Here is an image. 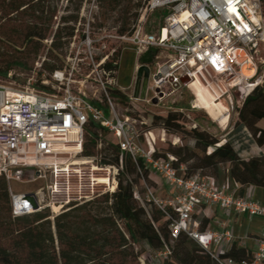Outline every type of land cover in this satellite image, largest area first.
I'll return each mask as SVG.
<instances>
[{"label":"built area","instance_id":"1","mask_svg":"<svg viewBox=\"0 0 264 264\" xmlns=\"http://www.w3.org/2000/svg\"><path fill=\"white\" fill-rule=\"evenodd\" d=\"M159 9L162 24L157 32H149L145 27L146 15ZM139 22L128 37L137 55L150 48L158 52L152 63L145 64L150 69L146 97L134 96L135 79L133 91L128 95L130 101L153 103L156 98L161 102L180 87L198 83L203 84L218 103L227 97L237 113L238 107L257 87L264 89V56L261 57L264 13L260 0H149ZM118 65L117 60L104 56L93 63L91 74L94 77L85 75L76 90L71 86L72 76L61 71L41 80L43 85L52 87L50 90L37 86L17 89L0 84V177H5L9 183L13 180L44 182L37 190L18 193L9 184L12 215L18 217L46 208L56 215L72 201L83 202L97 193H113L118 186L119 172H125L126 158L130 157L140 175L142 162L162 178L168 200L154 197L147 183L146 197L162 210L170 206L176 211L178 216L170 225L172 238H177L181 232L188 234L212 252L220 264H264V225L255 241L253 259L236 262L219 258L230 249L234 232L224 223L221 230H201L199 221L193 217L199 207L206 205L216 206L227 215L236 212L264 219V201L252 191L239 195L230 182L218 183L200 172L185 176L180 172L185 169L184 165L178 169L172 159L154 157V145L149 142L150 149L145 147L147 133L138 129L137 117L121 114L117 109L112 90L118 85ZM91 78L94 90L87 93L82 84ZM183 78L187 79L186 83ZM149 91L154 95L152 99L148 98ZM236 91L240 93L237 105L234 102ZM192 107H196V103ZM90 123L98 127V134L88 133ZM145 124L146 121H140V125ZM104 131L118 143V165L105 163ZM88 140L95 145L96 153L92 156L84 155ZM76 159L87 163L76 164ZM95 167L109 169L107 188H95ZM70 169L80 173H71ZM134 190L142 200L137 185ZM170 253L166 246L157 255L165 258Z\"/></svg>","mask_w":264,"mask_h":264},{"label":"trees","instance_id":"2","mask_svg":"<svg viewBox=\"0 0 264 264\" xmlns=\"http://www.w3.org/2000/svg\"><path fill=\"white\" fill-rule=\"evenodd\" d=\"M46 0H16L13 8L21 16H30L35 22L24 25L27 39L44 40L52 30L49 22L56 15V3L46 5ZM264 7V0H260ZM264 13V10H263ZM48 19V20H47ZM40 20V21H38ZM44 20V21H43ZM71 32L70 34H72ZM158 50L150 48L140 55L142 64L154 61ZM118 55V53L116 54ZM110 64V62H107ZM7 68L3 75L8 74ZM42 89L49 86L40 81L34 84ZM112 93L121 102L130 104L128 96L119 89ZM131 114V113H130ZM236 126L246 128L254 142L264 146V89L257 87L238 107ZM156 122L167 130L185 133L192 138L193 145L170 146L164 153L154 148L153 156L172 159L176 168L185 166V176L200 172L213 177L218 183L230 182L244 187L254 185L264 188V153L241 156L229 138L221 141L206 130L190 125L183 111H169L167 115L154 114ZM88 133L98 134V127L90 123ZM111 135L104 131L103 149L105 163L119 164V146L116 140L107 141ZM108 150L112 153L108 154ZM96 153L92 140L86 142L84 155ZM142 175L128 157L125 172H119L118 186L113 193H97L88 201H72L67 208L52 215L47 209L14 217L7 179L0 177V204L6 203L8 216L0 220L4 239L0 241L1 264H152L147 247L157 252L170 248V255L162 258L161 264H220L212 252L199 245L188 234L181 232L171 237L170 225L177 218L176 211L166 206L159 208L153 200L135 195L134 185L139 194L146 193L145 183L151 186L154 171L140 162ZM108 168H98L94 173L95 188L110 185ZM157 174V173H156ZM153 184V183H152ZM210 206H201L193 214L199 221V229L205 230L215 212L206 213ZM202 209V211L200 210ZM200 211V213H199ZM53 216V218L51 217ZM5 240V241H4ZM142 243L146 246L143 248ZM221 260L236 262L251 261L253 249L233 242L230 249L219 255Z\"/></svg>","mask_w":264,"mask_h":264},{"label":"rangeland","instance_id":"3","mask_svg":"<svg viewBox=\"0 0 264 264\" xmlns=\"http://www.w3.org/2000/svg\"><path fill=\"white\" fill-rule=\"evenodd\" d=\"M149 0H46L44 3L50 5L56 3L58 10L56 15L49 21L52 30L46 39H27L24 25L35 22L30 16H21L13 8L16 0H0V84L8 85L17 89L35 86L42 79L50 78L55 71L64 72L72 76L71 86L76 90L81 86L80 81L85 75L91 74L93 63L99 61L106 55L111 60L118 61L117 89L127 96L133 91L136 79V67L141 66L140 56L137 55L134 45L128 37L140 25ZM264 10V7H262ZM48 20V19H47ZM40 21V20H38ZM44 21V20H43ZM146 29L149 32H157L162 24V10L146 15ZM73 32L72 34H70ZM262 51L261 57L264 56ZM118 53V55H116ZM162 60H166L163 56ZM9 69L5 76L3 72ZM262 72V71H261ZM153 69L150 81L154 79ZM260 74V73H259ZM92 78L86 84H82L87 93H92ZM51 89L52 87L49 86ZM203 84L196 83L194 86H182L172 92L161 102L145 103L141 101H130V104L121 102L115 97L117 109L121 114L131 113L137 117L138 129L147 133L144 145L150 149L151 142L161 153L174 145H193L192 138L182 132L167 130L156 122H152L154 114L167 115L169 111L178 110L187 114L190 125H196L201 130L210 132L215 137L224 141L231 139L235 149L241 156H254L262 153L254 142L249 131L244 127L236 126L237 113L233 111L227 97L218 103L210 93L205 92ZM208 90V89H207ZM197 94V96H196ZM153 93L148 92V98H153ZM199 97L203 104L212 103L206 109L192 107ZM240 93L235 92L234 102L238 103ZM220 102V101H219ZM220 104L225 107L226 118H220ZM227 107L230 109L228 112ZM227 112V113H226ZM140 121L146 124L140 125ZM107 141L114 140L112 135L106 136ZM107 144H105V147ZM112 153L111 150L107 151ZM85 162L86 161H79ZM184 174V170H180ZM156 174V173H155ZM155 176V175H154ZM151 183L154 197L163 201L168 200L169 194L161 177ZM155 181V180H153ZM153 183V184H152ZM14 192H31L44 185L43 181L35 183H20L11 181ZM148 193L141 192L143 199ZM64 199V197H61ZM47 211L51 213L49 208ZM44 210V209H43ZM52 214V213H51ZM8 208L6 203L0 204V220H6ZM4 232L0 230V241L4 239ZM5 241V240H4ZM143 248L146 244L142 243ZM147 253L152 255V264H161L163 257H156V250L146 248ZM1 264V263H0ZM129 264V263H127ZM143 264V262H142Z\"/></svg>","mask_w":264,"mask_h":264},{"label":"crops","instance_id":"4","mask_svg":"<svg viewBox=\"0 0 264 264\" xmlns=\"http://www.w3.org/2000/svg\"><path fill=\"white\" fill-rule=\"evenodd\" d=\"M196 106L204 109L203 101L199 97H197L196 99ZM258 148L259 150H261L262 153H264V146L258 145ZM257 155H260V153H257ZM152 177L156 181L158 180L156 177H160V176L158 174H152ZM231 186L233 188H237L239 194L241 186L237 185L236 187L234 183H231ZM165 189L166 192L168 193L166 187ZM249 191L254 192L255 196L258 199L264 201V188H260L257 186H253L251 188V186H246L244 187L242 194L239 195H244ZM200 210L202 211V209ZM204 212L205 214L215 212L213 213L214 217L211 223L206 228L207 230H216V231L221 230L223 228L221 223H224L234 232L235 235L234 242H237L241 246H250L252 249H254L256 238L260 235L264 225L263 218L261 217L250 218L248 215L238 214L236 212L231 215H227L220 208L216 206H210L209 208L205 209Z\"/></svg>","mask_w":264,"mask_h":264},{"label":"water","instance_id":"5","mask_svg":"<svg viewBox=\"0 0 264 264\" xmlns=\"http://www.w3.org/2000/svg\"><path fill=\"white\" fill-rule=\"evenodd\" d=\"M150 77V69L147 65L142 64L137 69V76L135 81V89H134V96L136 98L144 99L146 97L147 85ZM184 83L187 82V79H182ZM157 102V99H154V103ZM32 203L35 208H37V204L33 198H31Z\"/></svg>","mask_w":264,"mask_h":264},{"label":"bare ground","instance_id":"6","mask_svg":"<svg viewBox=\"0 0 264 264\" xmlns=\"http://www.w3.org/2000/svg\"><path fill=\"white\" fill-rule=\"evenodd\" d=\"M251 71H252V69H250ZM250 71V72H251ZM246 72V71H245ZM248 73V72H247ZM205 92H208V93H210L209 92V90H207L206 89V91ZM212 103H205L204 104V109H206V107L208 106H210ZM224 110H226L225 109V107L223 106V105H221L220 104V111H221V116H220V118L222 119V118H226V119H228V116L225 114V111ZM227 113V112H226ZM76 164H85V162H78V161H76L75 162ZM99 167H95L94 168V173H95V171L98 169ZM70 171H71V173H80V171L79 170H76V169H70ZM94 180V179H93Z\"/></svg>","mask_w":264,"mask_h":264}]
</instances>
